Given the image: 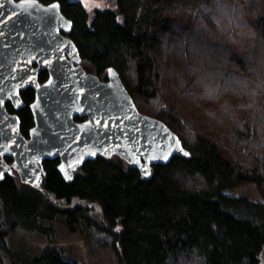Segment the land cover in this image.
Wrapping results in <instances>:
<instances>
[{"label": "trees", "instance_id": "obj_1", "mask_svg": "<svg viewBox=\"0 0 264 264\" xmlns=\"http://www.w3.org/2000/svg\"><path fill=\"white\" fill-rule=\"evenodd\" d=\"M19 1V0H16ZM59 2L86 75H119L138 112L166 124L190 154L148 175L113 154L74 169L43 162L41 188L0 179V264H78L64 258L53 224L112 239L119 264H260L264 251V0H104L89 10ZM49 80L38 76L39 87ZM7 111L29 140L36 89ZM82 123L84 118L76 117ZM12 165L13 159L5 157ZM256 184L262 202L227 191ZM21 229L45 236L38 255L9 246Z\"/></svg>", "mask_w": 264, "mask_h": 264}, {"label": "water", "instance_id": "obj_2", "mask_svg": "<svg viewBox=\"0 0 264 264\" xmlns=\"http://www.w3.org/2000/svg\"><path fill=\"white\" fill-rule=\"evenodd\" d=\"M0 5L2 179L15 171L23 183L41 188L46 160L59 159L60 172L73 178L74 169L84 162L113 154L144 175L152 165L186 157L180 138L166 124L138 112L115 70L110 69L109 81L103 82L75 65L79 51L63 35L71 32L73 23L59 2L0 0ZM41 70L48 71L49 80L39 87ZM29 87L36 89L31 106L35 127L27 140L6 102L20 109V92ZM76 117L85 121L76 122ZM165 155L167 160L162 159ZM5 157L13 159L12 165Z\"/></svg>", "mask_w": 264, "mask_h": 264}, {"label": "rangeland", "instance_id": "obj_3", "mask_svg": "<svg viewBox=\"0 0 264 264\" xmlns=\"http://www.w3.org/2000/svg\"><path fill=\"white\" fill-rule=\"evenodd\" d=\"M79 1L90 11L106 8L104 0ZM226 194L233 197H247L255 203L262 202V197L254 183L229 190ZM53 224L57 231V246L62 249L65 259L78 264H119L112 249L111 237L93 229L70 234L60 220H56ZM7 242L10 247L23 249L32 255L40 254L49 245L45 236L26 233L21 229L11 233L7 237ZM260 264H264V251L260 257Z\"/></svg>", "mask_w": 264, "mask_h": 264}, {"label": "snow or ice", "instance_id": "obj_4", "mask_svg": "<svg viewBox=\"0 0 264 264\" xmlns=\"http://www.w3.org/2000/svg\"><path fill=\"white\" fill-rule=\"evenodd\" d=\"M0 7H2V5H0ZM109 71H111V70H109ZM177 143H179V140H177ZM181 151H183L182 149H181ZM183 155H185V156H187V155H190L189 153H187V152H183ZM162 159L163 160H167L168 159V156L167 155H165V156H163L162 157ZM61 167H63V166H61ZM148 173L147 172H145V175H147ZM65 178L66 179H72V177L70 176V175H67V173L65 174ZM0 179H2V176H0Z\"/></svg>", "mask_w": 264, "mask_h": 264}, {"label": "flooded vegetation", "instance_id": "obj_5", "mask_svg": "<svg viewBox=\"0 0 264 264\" xmlns=\"http://www.w3.org/2000/svg\"><path fill=\"white\" fill-rule=\"evenodd\" d=\"M36 67H37V66H36ZM7 102H10V103L12 104L11 101H7ZM7 102H6V103H7ZM12 106H13V104H12ZM13 108H14L15 110H19V109L15 108L14 106H13ZM12 115H16V114H12Z\"/></svg>", "mask_w": 264, "mask_h": 264}]
</instances>
